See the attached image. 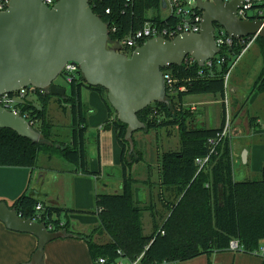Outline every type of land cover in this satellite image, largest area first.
<instances>
[{
    "label": "trees",
    "instance_id": "obj_1",
    "mask_svg": "<svg viewBox=\"0 0 264 264\" xmlns=\"http://www.w3.org/2000/svg\"><path fill=\"white\" fill-rule=\"evenodd\" d=\"M90 4L109 24L110 47L117 38L142 28L150 19L149 12L162 26L171 22V19L162 18L161 0H90ZM255 42L259 44L264 60V38L257 36ZM243 48L244 44L236 40L230 50H223V54L231 58ZM228 65L225 62L208 67L195 61L190 65L183 63L165 68V72L177 79L176 85H184L185 90L168 94L167 102H152L138 112L139 119L145 124L139 131L165 128L170 134L176 128L180 137L178 148L165 150L159 156L158 182L150 178L144 181L152 189L158 188L159 200L169 213L162 225L155 223L152 233H144V209L139 206L143 202H137L134 189V184L139 181L132 171L134 163L143 160L144 152L136 147L130 150L125 139L127 124L117 118L116 110L108 101L107 89L87 85L82 73L67 82L69 91L65 96H57V103L65 111L67 105L70 106L71 141L52 140L55 124L48 118V106L54 96L40 91L28 94L17 103L16 109L41 133L42 139L34 142L12 129L0 128V166L35 169L40 154L46 153L65 158L82 174H99L90 168L88 107L82 98L86 88L98 92L107 106L108 118L104 127L114 126L116 130L122 149V188L117 192L97 194L94 211L45 204L27 192L9 205L25 218L53 224L56 230H64L67 235L85 238L94 264L99 257L112 260L120 255L131 260L142 255L140 264L186 261L202 254L230 250L232 241L239 244L235 251L261 255L264 264V167L258 178L235 180L231 135L219 136L225 121L224 75ZM61 76L66 79L64 73ZM263 91L264 66L252 88V92ZM191 94L221 97L223 122L220 127L193 124L195 112L184 103V98ZM249 122L253 128L258 126L256 117H249ZM212 149L209 161L200 167L197 159L206 157ZM38 203L44 205L42 211H37ZM63 213L97 214L99 225L89 231H75L70 221L60 219ZM102 235L109 239H97Z\"/></svg>",
    "mask_w": 264,
    "mask_h": 264
},
{
    "label": "water",
    "instance_id": "obj_2",
    "mask_svg": "<svg viewBox=\"0 0 264 264\" xmlns=\"http://www.w3.org/2000/svg\"><path fill=\"white\" fill-rule=\"evenodd\" d=\"M242 2L198 0L204 11L199 33L150 38L128 56L109 46V24L94 12L90 0H57L52 7L46 0H10L0 10V95L34 86L53 96H65L67 87L56 79L69 61L76 62L87 85L107 89L117 118L127 124L125 139L132 151L134 133L145 128L138 112L152 102L168 101L164 69L183 64L188 55L204 66L220 52L216 24L235 39L264 38V21L237 17ZM161 3L165 10L166 0ZM0 128L12 129L34 142L42 139L24 116L1 104ZM0 221L10 230L38 238L29 264H44L46 245L67 236L64 230H49L46 222L25 218L4 200H0Z\"/></svg>",
    "mask_w": 264,
    "mask_h": 264
},
{
    "label": "crops",
    "instance_id": "obj_3",
    "mask_svg": "<svg viewBox=\"0 0 264 264\" xmlns=\"http://www.w3.org/2000/svg\"><path fill=\"white\" fill-rule=\"evenodd\" d=\"M253 49V50H252ZM252 50L250 53L249 51ZM247 53H250L247 55ZM264 66L263 54L259 44L254 42L235 67L233 82L230 85L233 124L231 129V148L235 180L253 179L260 175L264 167V91L252 92V88ZM67 91L69 89L67 88ZM211 94H191L184 98L187 106H196L193 124L218 128L223 122L221 97ZM213 95V94H212ZM53 97L51 101H57ZM82 98L88 107V142L93 144L90 151V168L99 173L85 175L77 171L75 165L58 155L41 153L35 169L27 167H0V199L10 200L11 204L24 192L33 195L45 204H52L78 211L96 210V196L103 192H117L122 182L112 178L120 170L122 149L114 126L105 128L108 109L100 94L85 88ZM246 102V103H245ZM217 113H215V109ZM69 108L66 114L68 115ZM249 117H256L258 126L253 128ZM71 112H69V124ZM175 130V129H173ZM171 130V131H173ZM162 130L146 131L159 135ZM177 132V129H176ZM168 133V132H167ZM55 131H53L54 136ZM72 129L66 134V142L71 141ZM171 134V133H170ZM178 132L176 133V135ZM134 134L136 148L144 152V160L134 163L132 171L146 163L145 148ZM159 137V136H158ZM160 139V138H159ZM140 144V145H139ZM162 149L159 143L155 147L158 154ZM169 150V149H166ZM146 160V161H145ZM145 161V162H144ZM149 163V162H148ZM144 166L142 179L151 177L159 180L158 160L153 172ZM114 170L113 172H111ZM135 177V176H134ZM136 178V177H135ZM138 178V177H137ZM136 178V179H137ZM138 202L146 203L149 188L139 182L134 184ZM115 190V191H114ZM136 195V192H135ZM65 216V218H63ZM60 219L70 221L75 231H89L99 225L97 214L63 213ZM107 241V235L97 236ZM38 238L25 232L10 230L0 221V264H29L37 249ZM44 264H94L88 242L85 238L68 234L63 238L49 242L45 247ZM261 255L250 254L233 249L211 254H202L195 258L163 264H262Z\"/></svg>",
    "mask_w": 264,
    "mask_h": 264
},
{
    "label": "built area",
    "instance_id": "obj_4",
    "mask_svg": "<svg viewBox=\"0 0 264 264\" xmlns=\"http://www.w3.org/2000/svg\"><path fill=\"white\" fill-rule=\"evenodd\" d=\"M56 1L57 0H46V4L52 7ZM221 1L228 3L232 0ZM9 2L10 0H0V10H5L8 7ZM163 11H168V14L164 16ZM107 12H109V10H107ZM203 12L204 11L198 7V0H166V8L165 10L162 9V18L165 20L171 19L170 24L162 26L158 21L152 19L154 16L152 12H149L148 17L150 19L144 23L142 28L138 29L129 36L117 38L111 43V47L130 56L138 46L144 44L150 38L162 36L168 39H173L177 35L184 32L199 33L202 28ZM236 14L241 20L264 21V0H243L242 5L237 9ZM114 30H116V28H114ZM256 38L257 35L235 39L226 32L223 26L218 24L215 26V40L217 45L220 47V52L217 53L214 58L207 60L204 66L212 67L214 65H221L225 62H228L229 64L228 70L224 75L225 93L223 99L225 121L222 131L219 133L220 138L230 135L233 124L232 100L229 91V81L232 70L236 67L250 46L255 42ZM236 40H238L239 43L244 44V48L239 54L229 58L228 55L223 54V50L226 52L230 50V47L235 44ZM195 61L196 60L192 56L188 55L183 63L190 65ZM163 72L167 85V95H174L179 90H185L184 85H176L177 79L171 76L170 73L165 71ZM62 73L66 76V82H70L73 78L77 77L79 73H81L80 66L76 62L69 61L65 65ZM38 91H40V93H45L42 89H37L34 86H28L21 88L13 94L0 95V104L18 113V110L16 109L17 103L22 101L26 95L35 94ZM190 108L193 112L197 110L196 106H190ZM213 151L214 149H212L210 154L206 157L197 159L200 167H203L204 164L209 161L210 155ZM36 209L37 211H42L44 209V205L42 203H38ZM47 226L51 231L56 230L53 224H47ZM238 246V241L231 242V249L235 250ZM119 253L121 254L120 251ZM141 258L142 255L135 260H131L123 255H120L112 260H108L106 257H99L95 261V264H140Z\"/></svg>",
    "mask_w": 264,
    "mask_h": 264
},
{
    "label": "rangeland",
    "instance_id": "obj_5",
    "mask_svg": "<svg viewBox=\"0 0 264 264\" xmlns=\"http://www.w3.org/2000/svg\"><path fill=\"white\" fill-rule=\"evenodd\" d=\"M167 14H168V11H163L164 16H166ZM252 50H250L249 52L251 53ZM250 53H247V55ZM234 71H235V67L232 70L231 78L229 81V88L233 82ZM56 83L59 85H63L69 89V85L66 82V79H64L62 76H60L56 79ZM83 90L85 91V89H83ZM209 96L214 97V94L208 95V97ZM54 97H57V96H54ZM31 98L35 99L36 96H31ZM53 100H55V101H51L49 106H48V118L51 122H53L55 124L53 131H55L56 134H54L52 140H54L55 142L68 143V142H66V140H65L66 138H64V137H66V134L70 128V124H69V112L70 111L68 112V115H67L66 111L57 103L56 99H53ZM66 108H69V110H70L69 105H67ZM214 112L217 113L218 112L217 109H215ZM160 130H162V131L159 135H155V133H148V132L146 133V131H138L137 135H136L138 138V141L142 142L141 145L143 146V148H145V152H146L145 159L147 160V162L145 164L147 165V168L150 169L152 172H153V170L157 164V160H158V166H159V156L163 151H165L166 149L178 148L180 145V137L178 134L176 135V133H177L176 128H175V130L171 131V134H168L167 133L168 131L165 128L160 129ZM151 131H153V130H151ZM159 143L162 144V149L157 154L155 151V147ZM93 146L94 145L92 143L91 144L89 143V150L90 151L93 148ZM135 147H136V145L134 146L133 150H135ZM143 160H144V157H143ZM139 163H141V162H139ZM136 164H138V163H136ZM145 164L143 163L142 166L139 165L138 167H136V169L133 170L134 176L136 178L138 177L137 181H139V184L144 183V182H142L143 179L141 176L144 172V166L143 165H145ZM0 167H3V166H0ZM113 171L114 170H112L111 172H113ZM116 174H118V176L115 178H112V179L114 182L117 183L119 180H121L120 170H117L114 175H116ZM259 176L254 177L253 179L258 178ZM149 178L152 181L151 177H149ZM153 182H155V181H153ZM144 184H146V183H144ZM146 185L149 188V199L147 200L146 203H142L139 206L144 209L143 214H142L144 233L150 234L153 232V230L155 228V223H158V225H162L169 213L167 210H165L163 208V206L159 200L158 188L156 187V188L152 189L151 186H149L148 184H146ZM4 201H6L8 204H11V201L8 199L4 200ZM63 218H65V216Z\"/></svg>",
    "mask_w": 264,
    "mask_h": 264
}]
</instances>
